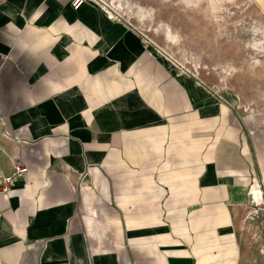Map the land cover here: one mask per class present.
Instances as JSON below:
<instances>
[{"label":"crops","instance_id":"crops-1","mask_svg":"<svg viewBox=\"0 0 264 264\" xmlns=\"http://www.w3.org/2000/svg\"><path fill=\"white\" fill-rule=\"evenodd\" d=\"M221 97L96 1L0 0L2 143L28 164L0 192V264H264L238 236L259 196Z\"/></svg>","mask_w":264,"mask_h":264},{"label":"rangeland","instance_id":"rangeland-1","mask_svg":"<svg viewBox=\"0 0 264 264\" xmlns=\"http://www.w3.org/2000/svg\"><path fill=\"white\" fill-rule=\"evenodd\" d=\"M96 2L140 31L145 43L226 98L221 97L236 115L249 149L259 196L237 221V232L247 254L263 258L264 166L259 154L264 152V11L254 0ZM249 121L258 126L255 134Z\"/></svg>","mask_w":264,"mask_h":264},{"label":"built area","instance_id":"built-area-1","mask_svg":"<svg viewBox=\"0 0 264 264\" xmlns=\"http://www.w3.org/2000/svg\"><path fill=\"white\" fill-rule=\"evenodd\" d=\"M83 1L84 0H72V6L78 7ZM2 138L15 142L18 141V139L11 138L5 132L0 130V154L5 153L7 155L12 168V171L8 174L0 173V192H7L15 184V182L24 176L28 169V164L22 153L17 150L8 152L2 143Z\"/></svg>","mask_w":264,"mask_h":264}]
</instances>
